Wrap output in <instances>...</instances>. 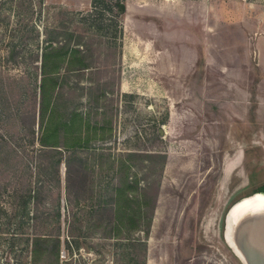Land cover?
I'll use <instances>...</instances> for the list:
<instances>
[{
    "label": "rangeland",
    "instance_id": "obj_1",
    "mask_svg": "<svg viewBox=\"0 0 264 264\" xmlns=\"http://www.w3.org/2000/svg\"><path fill=\"white\" fill-rule=\"evenodd\" d=\"M0 264H264V0H0Z\"/></svg>",
    "mask_w": 264,
    "mask_h": 264
},
{
    "label": "trees",
    "instance_id": "obj_2",
    "mask_svg": "<svg viewBox=\"0 0 264 264\" xmlns=\"http://www.w3.org/2000/svg\"><path fill=\"white\" fill-rule=\"evenodd\" d=\"M120 7H121V11L124 13L125 11H126V5H125V3L124 2H121V4H120ZM49 41H51V40H48V42ZM46 58V57H45ZM44 56H43V63H45L44 62Z\"/></svg>",
    "mask_w": 264,
    "mask_h": 264
},
{
    "label": "bare ground",
    "instance_id": "obj_3",
    "mask_svg": "<svg viewBox=\"0 0 264 264\" xmlns=\"http://www.w3.org/2000/svg\"><path fill=\"white\" fill-rule=\"evenodd\" d=\"M228 234H229V237H230V230H229V233H228ZM230 241H231V240H230Z\"/></svg>",
    "mask_w": 264,
    "mask_h": 264
}]
</instances>
